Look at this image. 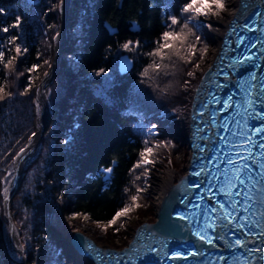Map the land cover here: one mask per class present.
<instances>
[{"label": "trees", "instance_id": "16d2710c", "mask_svg": "<svg viewBox=\"0 0 264 264\" xmlns=\"http://www.w3.org/2000/svg\"><path fill=\"white\" fill-rule=\"evenodd\" d=\"M186 2L70 1L67 38L57 55L58 70L47 86L51 116L38 148L25 160L23 179L12 199L14 228L27 264H91L72 246L70 231L81 226L79 219L85 215L92 227L107 223L131 203L137 187L144 189L139 194L141 207L129 216L154 213L156 220L157 206L149 200L144 168L130 170L146 146L153 148V159L170 156L184 169V143L148 130L157 117L190 111L193 85L204 71L197 69L196 61L209 42L198 18L189 23L195 35L187 43L196 46L191 62L173 56L159 71L149 67L154 60L161 62L149 53L163 42L162 34L178 32L186 22L188 14L182 12ZM60 4L61 0H0V29H9L0 30V51L5 62L16 57L11 69L0 63V86L11 93L0 100V264H23L21 252L10 240L3 200L14 175L15 155L39 125L35 87L61 39ZM172 17L179 23L172 25ZM17 18L20 26L12 27ZM105 19L118 33H108ZM133 21L135 31L129 29ZM129 41L130 48L125 49ZM122 52L134 59L127 73L118 70ZM33 65L38 66L36 71L29 72ZM145 69L148 76L143 75ZM113 161L110 178L103 179L102 169ZM124 227L121 218L107 231L100 230L105 239L96 241L106 244L113 237H127Z\"/></svg>", "mask_w": 264, "mask_h": 264}, {"label": "water", "instance_id": "95a60500", "mask_svg": "<svg viewBox=\"0 0 264 264\" xmlns=\"http://www.w3.org/2000/svg\"><path fill=\"white\" fill-rule=\"evenodd\" d=\"M69 9H70V0H62L61 3V28H60V34H61V41L59 42L57 48L54 51L53 58L51 61V64L47 71L41 76L39 79L36 87H35V98H36V106L38 109V115H37V121H38V127L35 131V135L31 138V140L22 147L18 153L15 155L14 158V175L11 179L9 188L7 190V196L4 197L3 200V213L6 216V218L9 221L10 225V239L13 244V246L19 250L22 253L23 257V263L27 264L24 256V251L22 247L19 244V238L15 232L14 228V221H13V213H12V199L14 195L16 194L21 181L23 179V169H24V162L26 159H28L36 150L38 147L42 137L43 133L48 126V119L51 116V110L49 106V101L47 97V86L51 82L52 78L54 77L55 73L58 70V60L57 55L59 51L62 49L64 41L66 39V25H67V19L69 16ZM103 25L108 30L109 34H115L118 33V28L116 26H113L107 19L103 21ZM137 24L133 21V24L130 26L131 31L137 30ZM134 63L133 57L128 52H122L118 57V70L120 73H127L131 70ZM165 118L163 117H157L156 121L158 123H161L164 121ZM158 127V126H157ZM152 132L156 133L158 135H165V134H171L175 138L179 139L181 143H187L188 142V136L185 134L183 137H181L178 133H174L173 131H164L159 132L152 128ZM108 167H114V165H110ZM103 171V169H102ZM111 173H103V179L110 178ZM185 184H183V180H178L176 182H172L167 185L165 190L163 191L160 199L157 201V210H158V217L157 220H159V223L152 224L151 231H155L156 228L161 227V225L167 221L166 217L169 216V212H180L182 210L181 208L185 205L182 203L183 200H181V197L179 196V193L181 191L186 190L184 188ZM178 193V194H177ZM177 194V195H176ZM144 230V229H143ZM144 234V231L140 232V236ZM100 247V246H99Z\"/></svg>", "mask_w": 264, "mask_h": 264}, {"label": "snow or ice", "instance_id": "6c2138e0", "mask_svg": "<svg viewBox=\"0 0 264 264\" xmlns=\"http://www.w3.org/2000/svg\"><path fill=\"white\" fill-rule=\"evenodd\" d=\"M226 10V0H187L185 5L182 8V12L185 14H188L186 18V22L182 25L180 30L174 31H165L162 34V43L157 42V48L149 53L152 57H159L160 63H156L155 60L153 61V64L149 67L153 71H159L165 65L163 64V61L165 59L171 60L173 56L178 57L181 60H184L186 63L191 62V57H194L196 55V46L195 44H188V39L190 36L195 35L192 32V29L189 27V23L192 20H195L198 17L202 16H219L222 11ZM2 11V10H0ZM179 23V20L176 17L171 18V24L176 25ZM20 26V20L17 18V21L12 27H19ZM211 25H209L210 27ZM4 32L9 31L8 28L0 29ZM15 38H13L14 40ZM197 42H199V38L197 37ZM131 41L125 43L123 47L125 49H129L131 45ZM186 46V47H185ZM208 48L205 45L202 49H200L201 55L207 54ZM15 52L17 55L20 54L21 49L19 46L15 48ZM16 60V57H12L11 59H8L5 62V55L4 52L0 51V63H5V66L9 69L13 67L14 61ZM47 63V61H45ZM38 66L33 65L32 68H30L28 71L33 72L36 71ZM196 67L198 68L199 65L197 64ZM144 76L149 75V69H145L143 72ZM189 75H193V73H189ZM11 95V93L6 91V86H0V100H3L5 96ZM150 133L152 132V129L148 130ZM35 135V133H33ZM160 145H157L159 147ZM166 146V145H165ZM155 153L152 147H145L143 151L139 153L140 159L137 161V163L133 166V168L130 170L134 172L137 168H144V174L147 175L149 169L146 167L147 165H154L156 163L155 159H153ZM113 165H115V161L112 162ZM113 171L112 167H107L103 169V172L105 173H111ZM10 175V173H9ZM7 178H5L6 180ZM136 179H139V176L136 177ZM126 191H128L126 189ZM144 191V189L137 187L136 194L132 195L130 197L131 203L126 204L123 208L118 210L115 215L107 221V223L101 224L100 226L104 229V231H107L109 227L115 226L118 221H120L121 218L128 217L131 212L135 211L137 208L141 207L139 204L140 199V193ZM7 196V189H5V197ZM79 215V214H76ZM84 219L87 220L88 216H84ZM116 231H119V228L116 229ZM211 242V241H209ZM236 244H241L239 240L236 241ZM89 248H91V244L88 245ZM257 251H264V249H257Z\"/></svg>", "mask_w": 264, "mask_h": 264}, {"label": "rangeland", "instance_id": "374dc122", "mask_svg": "<svg viewBox=\"0 0 264 264\" xmlns=\"http://www.w3.org/2000/svg\"><path fill=\"white\" fill-rule=\"evenodd\" d=\"M71 1V0H70ZM61 3H62V0H61ZM69 12H70V9H69ZM223 12V11H222ZM60 28H61V18H62V13H61V4H60ZM69 17V16H68ZM209 16H202V17H198V19L196 20V22L198 23V25L200 26V28L203 29V31L205 32V36L207 37V40L209 42V44H206L207 48H208V51H207V54H204L201 56L200 59H198V61H196V65L198 64L199 67L197 68L198 70L200 68H204L207 67V65L209 64L210 60L212 59L213 57V54L216 50V48L218 47L217 46V43L219 41V38L222 34V31H223V26L219 25V26H216L214 23H211L209 21H205L204 19L207 18ZM227 18V16L225 17V19ZM68 21V19H67ZM209 25H211L209 27ZM66 28H67V25H66ZM218 29V31L220 32V35H215V36H212L210 34V30H214V29ZM60 32V31H59ZM66 38H67V32H66ZM61 41V39H60ZM66 41V39H65ZM64 41V43H65ZM64 45V44H63ZM47 71V70H46ZM201 76V74L196 78V81L193 85V91L195 89V86L197 84V81L198 79H200L199 77ZM192 91V93H193ZM50 106V105H49ZM189 112V111H188ZM188 112H182V113H179V114H176V115H173V116H165L163 118H165V122L168 123V122H171V121H175V120H178L179 118H182V124H181V128H162V129H159V124L158 122H156L155 126L153 127V129H155L156 131L158 130L160 133L161 132H164V131H173L174 133H178L181 137H183L185 134H186V131H187V117H188ZM158 126V127H157ZM155 135L159 136L158 134L154 133ZM165 135H171V134H165ZM172 136V135H171ZM33 137V136H32ZM174 137V136H173ZM177 139V138H176ZM179 140V139H178ZM180 141V140H179ZM183 144V143H182ZM186 146V147H184ZM184 146L182 147V151H181V156L183 157V160H184V164L185 166L187 165V160H188V157H189V149H188V145L187 143H184ZM38 148V147H37ZM36 148V149H37ZM185 148H186V153H185ZM35 153V152H34ZM27 160V159H26ZM156 161V170L159 172V173H162L163 176L165 178H169L170 175L172 174V178L174 181H176L177 177L183 173L185 171V166H184V169H182V167L180 166H177L174 161L171 159L170 156H167L166 159H155ZM25 163V162H24ZM151 166L148 165V179H149V182H148V192H149V195L152 197H149V200L152 202V204L156 205L157 206V197H158V192L160 191L157 190V193L154 194L152 191H151V179L149 177V174H150V169ZM181 168V169H180ZM176 178V179H175ZM140 217H137V216H128V217H125L123 218V223L126 225V227L123 228V230L125 231L126 233V236L127 237H120V236H117L116 238L113 237L112 241L109 243H101L99 242L98 244H103L104 246H115V247H122L124 245L127 244V242L131 239L133 233H134V230L136 228V226L142 222V221H153L154 220V213H152V215L149 214H144L142 212L139 213ZM79 217V216H78ZM77 217V218H78ZM79 222H80V227L78 228H74V229H80V230H83L85 231L90 237H92L94 240H97L98 241V238L99 239H105V236L103 237V234H101L100 230L101 231H104V229L100 226V227H92L91 224L88 222V220H85L84 217H82L81 219H79ZM143 223V222H142ZM140 223V224H142ZM139 224V225H140ZM72 229V230H74ZM71 230V231H72ZM70 231V233H71ZM117 232V231H116ZM118 234V232H117ZM70 236V234H69ZM19 238V237H18ZM11 240V239H10ZM107 240V239H106ZM108 241V240H107ZM12 243V242H11ZM20 244V242H19ZM13 245V244H12ZM21 246V245H20ZM23 249V248H22ZM22 254V253H21ZM25 256V254H24ZM23 259V257H22ZM26 260V258H25ZM27 262V260H26ZM24 264V263H23Z\"/></svg>", "mask_w": 264, "mask_h": 264}, {"label": "bare ground", "instance_id": "6f19581e", "mask_svg": "<svg viewBox=\"0 0 264 264\" xmlns=\"http://www.w3.org/2000/svg\"><path fill=\"white\" fill-rule=\"evenodd\" d=\"M240 1H242V0H226V10L225 11H223V12H221V14L219 15V16H209V17H207V18H205L204 20L205 21H209V22H211V23H214L216 26H219V25H221V26H223V30H225V27H226V23L228 22V20H229V18H230V16H231V14H233V10L236 8V5L240 2ZM256 2V3H255ZM263 4L264 5V3H263V0H261V1H259V0H251V1H249V9H245V11H247V15H245V16H247L248 17V21H251V19H252V16H254V15H260L261 13H259V11H262V9L261 8H258V10H257V7H259V5L260 4ZM249 13H251V15H249ZM264 14V13H263ZM227 16V18L225 19V17ZM264 16V15H263ZM233 17H234V15H233ZM257 25H259V27H261V22H259ZM220 27V26H219ZM259 27L257 28V33H260V31H261V29H259ZM210 32V34L212 35V36H215V35H220V32L218 31V29L216 28V29H214V30H210L209 31ZM223 32V31H222ZM264 32V31H263ZM239 33V32H238ZM252 33H253V39H251V41L252 42H255V39H257V36L255 35V31H253V29H252ZM221 37H222V34H221V36H220V38H219V41H221L220 39H221ZM235 39H237V36L235 37ZM258 40V39H257ZM219 41H218V43H217V46L219 47V46H222L220 43H219ZM235 43V42H234ZM244 46H245V44H244ZM233 47V46H232ZM235 48V47H234ZM233 51V50H232ZM254 51H257L258 52V49L257 50H254ZM213 57H214V55H213ZM212 57V58H213ZM212 60V59H211ZM208 66V65H207ZM133 67V66H132ZM206 68V67H205ZM205 70V69H204ZM244 73V72H243ZM242 73V74H243ZM207 77H209V75L207 74L206 75V77H205V82H206V78ZM200 78V77H199ZM199 80L200 79H198V81H197V83L199 82ZM240 80V78H237V80L236 81H234V83H236V82H238ZM207 83V82H206ZM196 86H197V84H196ZM196 86H195V88H196ZM199 87H200V85H199ZM262 88H264V85H262ZM195 90V89H194ZM232 94V93H231ZM199 95V92L197 91V94H195V99L193 100V103H197L198 102V100H197V96ZM233 95V94H232ZM227 99V101H231V99L230 98H226ZM261 99H263V98H261ZM192 103V104H193ZM191 104V105H192ZM231 105H232V101H231V103H227V102H225V106L227 107V109H229V111L231 110ZM194 106V105H193ZM194 108L195 109H197V107L196 106H194ZM227 109L226 110H224V113H225V115H231V113L229 112V111H227ZM203 119H205V121H203V124L206 122V116L203 118ZM182 118H179L178 120H175V121H171V122H168V123H166L165 121H162L160 124H159V129H162V128H167V129H169V128H181V124H182ZM187 123H188V121H187ZM187 132V131H186ZM218 139H221V140H223L222 139V137H217ZM156 164H154V165H151L150 164V166H151V170H150V174H149V177H150V179H151V191L154 193V194H156L157 193V190H159L160 189V191L158 192V199L157 200H159L160 199V197H161V195H162V193H163V191L165 190V188L167 187V185L168 184H170V183H172V182H174V180H173V178H172V174L170 175V177L167 179V178H165L164 176H163V174L162 173H159L157 170H156V166H155ZM85 232V231H84ZM86 233V232H85ZM87 234V233H86ZM91 250H89V251H87V252H82L80 249H78V253H80V254H82V255H84V256H86V253H89Z\"/></svg>", "mask_w": 264, "mask_h": 264}]
</instances>
